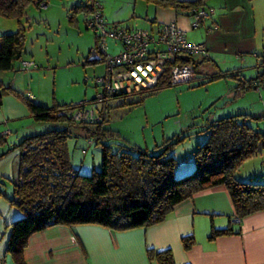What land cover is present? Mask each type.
Here are the masks:
<instances>
[{"label":"trees","instance_id":"1","mask_svg":"<svg viewBox=\"0 0 264 264\" xmlns=\"http://www.w3.org/2000/svg\"><path fill=\"white\" fill-rule=\"evenodd\" d=\"M143 1L155 6H170L176 10L203 7L206 2ZM96 2L100 4L91 0V4L75 7V10L82 9L90 13L85 20L86 28ZM29 4L46 5L47 0H0V16L20 21ZM104 21L108 27L116 25L105 18ZM24 30V27H20L15 32L0 34V72L12 70L17 62L22 61ZM95 37L98 42L96 34ZM94 49L98 51V45ZM208 53L207 49V54L201 55L200 63L193 61V56L189 58L196 72L193 81L198 78V66L210 60ZM100 61H103L102 57ZM179 61L178 57L175 62ZM227 72L213 75H237ZM243 83L246 86L242 87L246 88L252 80L239 81L237 86ZM170 85L173 84L169 82L166 71L152 88L108 95L100 107L96 108L98 119L75 121L67 112L76 108V104L44 106L0 80V104L4 94H13L26 104L35 121L65 125L27 136L14 146L19 149L18 176L12 182L9 203L19 210L21 216L8 226L10 236L7 250L18 264H24L22 251L28 238L47 227L97 224L118 231L147 227L164 220L177 204L197 192L220 185L227 190L236 218L241 219L264 210V182L253 179L241 181L235 176L243 161L259 152V144L264 135L250 126L247 114L229 115L209 121L203 130L206 140L198 144L193 152V168L189 173L179 176H175L176 160L169 152L185 136L166 142L162 151L152 154L127 142H119L121 139L115 132L103 127L108 119V101L139 95V100L131 102L137 104L144 96ZM72 126L84 128L96 143L101 144L99 170L93 169L85 175L73 169L67 150L69 128ZM232 232L230 227L213 229L209 237ZM182 241L184 248L188 249L193 238L186 236ZM149 257L159 264H174L170 250H149Z\"/></svg>","mask_w":264,"mask_h":264},{"label":"rangeland","instance_id":"2","mask_svg":"<svg viewBox=\"0 0 264 264\" xmlns=\"http://www.w3.org/2000/svg\"><path fill=\"white\" fill-rule=\"evenodd\" d=\"M96 1L106 14H114L122 20L119 25L142 29L150 26L149 18L154 8L149 6L147 19L141 0L137 1L135 9L133 0ZM86 4H91V0H47L45 6L27 5L20 21L0 16V34L24 27L22 61L31 62L27 69H23L22 61L17 62L7 74L3 73L6 80L16 76L20 88L32 92L48 107L85 101L89 103L88 107L99 108L92 99L98 88L96 78L105 74V63L89 61V52L98 42L93 29L85 26L90 13L75 10L76 5ZM205 36L201 26L187 34L195 43L202 42ZM106 45L109 54L119 52V42L107 38ZM254 46L252 52L242 54L209 51L213 61L208 63L215 62L214 73L221 75L228 70L227 73L237 74L234 77H215L211 69L206 70V66L200 65L198 71L201 74L196 81L163 87L144 96L137 104L132 103L140 99L139 95L108 101V119L103 127L115 132L121 139L119 142H127L152 154L162 151L166 142L185 136L169 152L176 160L175 176L189 173L193 168V152L206 140L203 130L209 121L244 113L250 126L264 134V28H257ZM250 79L252 83L246 88L242 87L246 83L237 86L239 81ZM23 120L28 121V131L65 126L40 123L33 127L31 119L20 122ZM67 150L71 165L78 173L87 175L93 169H100L101 144L96 143L84 128H69ZM235 176L241 181L264 182V135L259 152L245 159ZM7 264H10V257Z\"/></svg>","mask_w":264,"mask_h":264},{"label":"crops","instance_id":"3","mask_svg":"<svg viewBox=\"0 0 264 264\" xmlns=\"http://www.w3.org/2000/svg\"><path fill=\"white\" fill-rule=\"evenodd\" d=\"M137 1L139 0H133L134 9ZM141 1L145 4L147 19L149 6L154 8L149 18L150 26L147 29L156 30L163 22L176 21L186 30L187 36L191 30L201 26L206 36L200 43L205 44L208 52L218 50L230 51L234 54L250 53L255 48L257 28H264V0H206L203 7L213 8L214 14L194 29L189 27L188 10L155 6ZM102 13L108 22L119 24L118 22L122 21L114 14H106L103 7ZM258 18L262 22L260 25H258ZM134 22L136 23V19ZM187 40L194 42L188 37ZM95 50L101 56L97 49ZM192 59L200 63L202 57L195 55ZM208 62L205 61L200 65L206 66L204 67L206 70L211 69L209 71L214 73L213 63L215 62ZM0 73L7 74L8 71ZM4 74L0 76L3 84H9L27 98L44 105L32 92L17 85L16 76L6 80ZM198 74L201 73L198 71L197 76ZM30 116L28 107L21 99L13 94L2 96L0 104V264H7L9 257L10 264H18L7 250L10 236L8 226L21 216L19 210L9 203L12 182L18 176L19 149L14 146L27 136L45 131L36 129L28 131V123H26L28 121L20 122L22 119H31L32 125L40 124ZM227 227L232 229L231 234L209 237L213 229ZM186 236L193 238V243L188 249L184 248L182 241V238ZM149 250L155 252L170 250L174 264H264V210L241 219L236 218L227 190L220 185L197 192L177 204L164 220L147 227L122 231L97 224L47 227L28 238L22 251V258L24 264H159L149 257Z\"/></svg>","mask_w":264,"mask_h":264},{"label":"built area","instance_id":"4","mask_svg":"<svg viewBox=\"0 0 264 264\" xmlns=\"http://www.w3.org/2000/svg\"><path fill=\"white\" fill-rule=\"evenodd\" d=\"M92 17L86 22L98 36V52L105 63V74L95 80L98 87L92 103L101 105L104 99L114 92H132L152 88L167 71L171 84L187 83L196 78L193 63L184 61L181 56L191 58L195 55H206L203 43L187 40L186 30L176 21L163 22L156 30L129 28L116 24L108 27L102 16V7L97 2ZM45 6V5H41ZM214 14L210 7H196L187 11L190 29L199 26ZM107 38L119 42V52H107ZM179 62H175L177 58ZM23 69L31 62L22 61ZM67 113L75 121H94L98 119L96 108L88 107L82 101Z\"/></svg>","mask_w":264,"mask_h":264},{"label":"water","instance_id":"5","mask_svg":"<svg viewBox=\"0 0 264 264\" xmlns=\"http://www.w3.org/2000/svg\"><path fill=\"white\" fill-rule=\"evenodd\" d=\"M181 59L184 60V61H188L189 60V57L188 56H181ZM89 60L90 61H93V60H100V56L97 54L96 50L93 49L91 51V55L89 57Z\"/></svg>","mask_w":264,"mask_h":264}]
</instances>
